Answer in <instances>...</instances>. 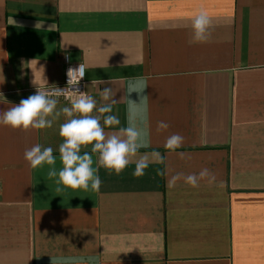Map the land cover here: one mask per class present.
Returning <instances> with one entry per match:
<instances>
[{"label": "crops", "instance_id": "crops-1", "mask_svg": "<svg viewBox=\"0 0 264 264\" xmlns=\"http://www.w3.org/2000/svg\"><path fill=\"white\" fill-rule=\"evenodd\" d=\"M200 10L211 38L190 44ZM65 54L84 64L98 107L112 89L120 123L105 132L132 116L147 147L119 175L82 148L99 191L58 192L51 166L23 156L51 147L59 172L66 117L39 131L0 126V264H264V0H0V111L61 83ZM70 106L58 98L57 110ZM172 134L184 137L175 152L164 148ZM204 168L211 185L169 187Z\"/></svg>", "mask_w": 264, "mask_h": 264}, {"label": "clouds", "instance_id": "clouds-1", "mask_svg": "<svg viewBox=\"0 0 264 264\" xmlns=\"http://www.w3.org/2000/svg\"><path fill=\"white\" fill-rule=\"evenodd\" d=\"M211 29L212 24L207 13L203 10L196 12L191 18L192 35L189 43L208 42L211 38ZM85 71L82 64L78 68L70 67L67 70V83L77 93L70 98V107H62L57 110L58 97L64 94V89L55 88L52 92H46L38 87L35 94L21 99L18 104L6 111H0V126L24 132L51 128L54 120L61 115L66 117V121L59 128V135L62 138V143L59 145V158L62 167L59 172L55 168L56 157L51 147H43L37 143L25 149L23 156L31 169L43 167L45 164L51 166L48 177L58 176L56 180L58 192L63 188L88 190L89 187L93 191H99L101 180L97 174L98 169L93 168V159L89 152L85 151L81 154L82 148L91 145V153L98 154L99 167L108 170L109 174L114 172L119 175L132 162L131 158L136 155L138 150L147 147L146 132L133 124L132 116L129 117V126L122 127L118 132L110 135L105 132V127H112L120 123L116 116L109 114L112 112V105L116 103V100L113 99L114 94L110 87H105L100 95L102 101H111V103H105L99 107L91 95L79 91L77 86L83 79ZM94 111L97 113L96 115H93ZM168 127V123L158 122V130H166ZM183 142V136L172 134L166 138L164 148L169 152H175L182 147ZM156 155L163 163L164 158L159 154ZM178 155L182 159H190L185 153ZM148 165L149 158L147 156L135 160L133 176H142ZM159 174L167 175L165 171H161ZM181 179L191 187H198L201 180L206 179L211 185L215 182L216 177L207 168L202 169L198 174L193 173L187 176L183 173H176L169 178V187H173Z\"/></svg>", "mask_w": 264, "mask_h": 264}, {"label": "built area", "instance_id": "built-area-1", "mask_svg": "<svg viewBox=\"0 0 264 264\" xmlns=\"http://www.w3.org/2000/svg\"><path fill=\"white\" fill-rule=\"evenodd\" d=\"M64 75H63V79L61 81V83L57 84V85H53V86H47V87H43L41 88V90L46 91V92H52L55 88H59V89H64V94L60 95L58 98H61L65 101H67L68 103L71 104L70 98L77 94L75 93L74 89L72 86H69L67 81H68V76H67V70L71 67V68H78L80 64H82L84 66L83 63H74L71 62L69 59V56L67 54L64 55ZM85 68V66H84ZM85 84H86V78L85 75L83 77V79L80 81L79 85L77 86L79 91L84 92L86 95V89H85ZM68 97V98H66Z\"/></svg>", "mask_w": 264, "mask_h": 264}]
</instances>
